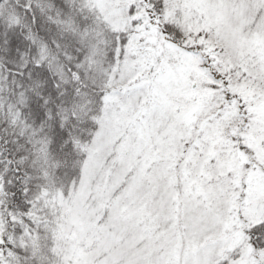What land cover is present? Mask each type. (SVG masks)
Wrapping results in <instances>:
<instances>
[{
	"label": "snow or ice",
	"instance_id": "snow-or-ice-1",
	"mask_svg": "<svg viewBox=\"0 0 264 264\" xmlns=\"http://www.w3.org/2000/svg\"><path fill=\"white\" fill-rule=\"evenodd\" d=\"M0 264H264V0H0Z\"/></svg>",
	"mask_w": 264,
	"mask_h": 264
}]
</instances>
